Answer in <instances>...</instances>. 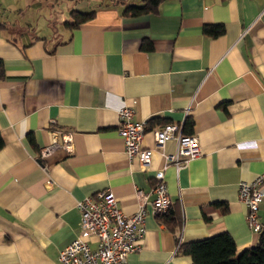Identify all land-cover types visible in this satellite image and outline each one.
I'll return each instance as SVG.
<instances>
[{"label":"crops","instance_id":"0c3cea01","mask_svg":"<svg viewBox=\"0 0 264 264\" xmlns=\"http://www.w3.org/2000/svg\"><path fill=\"white\" fill-rule=\"evenodd\" d=\"M58 1L0 0V264H60L81 233L77 201L105 188L126 214L139 206L136 191L145 195V234L126 264H191L176 251L179 234L188 243L226 231L237 252L256 244L238 184L264 173V0H163L139 15L124 9L143 0H101L89 11L70 0L52 41L39 22L60 11ZM71 10L93 16L69 28ZM214 23L224 32L205 35ZM123 106L146 122V166L127 156L118 133ZM168 122L195 135L200 150L164 167L182 220L176 233L151 205L164 166L153 128ZM54 132L59 141L71 132L72 150L40 159ZM258 217L264 225V201Z\"/></svg>","mask_w":264,"mask_h":264},{"label":"built area","instance_id":"2783aa9c","mask_svg":"<svg viewBox=\"0 0 264 264\" xmlns=\"http://www.w3.org/2000/svg\"><path fill=\"white\" fill-rule=\"evenodd\" d=\"M146 122L134 119V109L123 106L118 110V133L123 140L125 151L129 158L138 156L142 166L150 163L153 148L142 146ZM53 133L49 143L39 150V158H47L57 147L66 151L72 150V133ZM155 147L164 158V166L154 173L155 183L152 191L155 197L151 201L152 212L163 214L169 209L172 200L164 181V167L170 163L179 167L200 154L197 137L184 134L179 123H165L153 128ZM173 140L174 151H166V143ZM138 208L131 214H126L119 207L114 192L105 188L94 194L78 200L76 205L80 210L81 233L69 242L59 252L60 264H126L130 252L140 248V240L145 234V195L138 189ZM238 197L245 204L247 225L254 232H259L262 224L258 217L259 207L264 201V173L249 181L242 180L238 184ZM88 236H94L96 244L90 246ZM181 241V236H178Z\"/></svg>","mask_w":264,"mask_h":264},{"label":"trees","instance_id":"16d2710c","mask_svg":"<svg viewBox=\"0 0 264 264\" xmlns=\"http://www.w3.org/2000/svg\"><path fill=\"white\" fill-rule=\"evenodd\" d=\"M163 0H143L141 4H130L124 9V14L139 15L154 11L158 4ZM71 20L65 24L69 28L77 27L81 22L90 19L93 16L91 12H81L71 10ZM224 25L221 23L205 24L203 33L207 36H217L224 32ZM143 48L150 49L151 45L145 43ZM185 123V131L188 132V124ZM3 141L0 137V147ZM158 219L164 223L172 232L176 233L181 226V215L177 208L171 203L167 212L158 215ZM175 236H177L175 234ZM176 251L183 252L190 256L191 264H264V225L258 232L257 243L237 252L233 237L226 231L215 235L184 243L176 237Z\"/></svg>","mask_w":264,"mask_h":264},{"label":"rangeland","instance_id":"374dc122","mask_svg":"<svg viewBox=\"0 0 264 264\" xmlns=\"http://www.w3.org/2000/svg\"><path fill=\"white\" fill-rule=\"evenodd\" d=\"M100 1L101 0H82L74 4L73 7L81 11H89L92 9V7H90L91 5L88 6L87 4L98 3ZM121 1L124 2V4L130 2H134V3L140 2V0H121ZM68 4H70V0H59L58 9L60 11L57 12L55 16L51 15V17L45 16L40 18L39 27L40 28L44 27L43 30L48 31L49 37H51L52 41L58 39V32L61 33L63 22L68 18V12L70 10L69 8H67ZM43 33L44 32H42L41 35H44ZM52 41H50L49 45L52 43Z\"/></svg>","mask_w":264,"mask_h":264}]
</instances>
